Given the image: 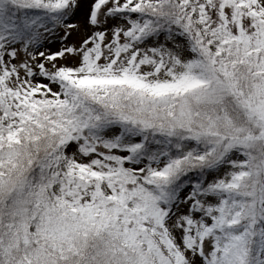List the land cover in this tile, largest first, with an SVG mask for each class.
I'll return each mask as SVG.
<instances>
[{"label":"snow or ice","instance_id":"1","mask_svg":"<svg viewBox=\"0 0 264 264\" xmlns=\"http://www.w3.org/2000/svg\"><path fill=\"white\" fill-rule=\"evenodd\" d=\"M0 264H264V0H0Z\"/></svg>","mask_w":264,"mask_h":264}]
</instances>
